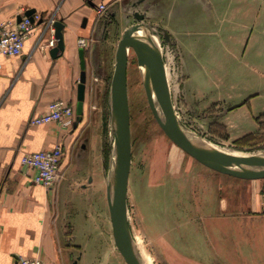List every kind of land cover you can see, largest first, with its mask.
<instances>
[{
  "label": "crops",
  "instance_id": "crops-1",
  "mask_svg": "<svg viewBox=\"0 0 264 264\" xmlns=\"http://www.w3.org/2000/svg\"><path fill=\"white\" fill-rule=\"evenodd\" d=\"M97 2L107 5L103 15L95 9ZM194 3L193 0H0L1 20H13L28 9H34L44 19L25 40L21 54L0 57V264H15L20 256L36 255L45 264L86 261L88 244L80 238L76 219L93 223L91 202L101 201L100 171L94 159L96 136L95 133L86 136V120L90 76L96 74L98 64L104 60L102 47L116 33L122 35L127 26L138 22L137 12L143 14V22L156 24L176 39L181 32L177 23L198 24ZM52 19L64 24V49L57 57H52L51 47L46 46L52 36L47 20ZM184 33L189 35L191 31ZM82 37L87 40L84 120L76 113L74 123L69 126L57 122L31 124L30 118L45 112L49 102L56 99L67 100L76 110L81 73L78 40ZM200 67L189 70L190 77L184 85L192 99L208 86L207 72ZM197 74L203 77L198 80ZM213 99L227 105L224 121L237 128L239 135L258 129L264 122V117L256 121L264 109L255 114L249 98L233 104L222 97ZM240 112L254 120V128L240 124ZM57 142L64 149L61 177L52 187H46L34 182L36 171L23 165L20 159L24 152L49 148ZM237 178L233 182L238 188L220 197L218 213L222 215L196 211L195 217L177 221L172 243L164 236L158 237L170 264H264V178ZM94 235L93 229L91 237ZM97 260L102 264L100 253Z\"/></svg>",
  "mask_w": 264,
  "mask_h": 264
},
{
  "label": "rangeland",
  "instance_id": "rangeland-1",
  "mask_svg": "<svg viewBox=\"0 0 264 264\" xmlns=\"http://www.w3.org/2000/svg\"><path fill=\"white\" fill-rule=\"evenodd\" d=\"M193 3L198 24L177 23L181 32L176 39L149 22L154 37L160 39L159 51L175 108L195 139L201 137L221 146L229 156L262 153L264 122L258 129L239 135L237 128L224 121L227 105L213 98L222 97L230 104L249 98L255 114L264 109V0H193ZM186 30L191 34L185 35ZM121 36L116 33L102 47L104 60L98 64L96 74L90 76L86 136L93 133L96 136L94 159L100 171L101 201L91 202L93 223L76 219L80 238L88 244L86 261L81 264H99V253L102 264H127L114 241L107 200L115 155L111 81ZM198 65L207 72L208 86L192 99L184 85L190 77L189 70ZM139 68L136 51L131 46L127 68L132 149L127 234L133 249L151 264H170L158 237L164 236L172 243L177 221L195 217L196 211L222 215L218 213L220 197L238 188L233 182L238 178L204 165L167 136L152 111ZM202 74L195 78L201 79ZM148 94L164 120L159 102ZM240 118L243 127L254 128V120L244 112H240Z\"/></svg>",
  "mask_w": 264,
  "mask_h": 264
},
{
  "label": "water",
  "instance_id": "water-1",
  "mask_svg": "<svg viewBox=\"0 0 264 264\" xmlns=\"http://www.w3.org/2000/svg\"><path fill=\"white\" fill-rule=\"evenodd\" d=\"M34 12V9H28L25 14L31 15ZM136 17L139 21L125 28L118 42L115 54V67L111 81V110L115 124V155L113 176L107 186V200L114 241L127 264H142L130 244L127 234L129 232L127 194L132 158L127 68L131 46L136 51L138 65L141 67L143 75L157 95L165 119L162 120L156 112L145 82L152 111L161 128L174 143L199 162L216 171L246 179L264 178V168H262L264 167L263 154L255 153L249 156L221 155L193 142L189 138L185 130L186 127L175 108L165 73V64L160 51L150 39H143L141 36L135 34L141 27H144L150 33V25L142 21L143 14L137 12ZM18 19H20V16H18ZM53 26L57 42L56 45L51 47L50 54L52 57H57L59 52L64 49L62 32L64 24L60 20H55ZM148 50L155 53L158 67H155L148 57ZM79 56L81 59V73L77 86L76 113L81 118L84 114L87 80L83 47L79 48ZM242 165L252 168H236ZM253 167L257 168L254 169Z\"/></svg>",
  "mask_w": 264,
  "mask_h": 264
},
{
  "label": "built area",
  "instance_id": "built-area-1",
  "mask_svg": "<svg viewBox=\"0 0 264 264\" xmlns=\"http://www.w3.org/2000/svg\"><path fill=\"white\" fill-rule=\"evenodd\" d=\"M95 9L99 15H103L107 9L104 2H97ZM44 21L40 13L34 12L31 15L22 13L20 19L13 20L0 19V57L14 56L21 54L25 40L32 33L35 26ZM55 20H47L52 27V36L47 41L46 46L53 47L56 45L55 28L53 22ZM80 47H85L87 40L79 38ZM77 117L75 106L64 99H56L49 102L47 110L41 114L30 118L31 124H46L57 122L61 126H69L74 123ZM64 155L63 144L57 142L52 147L44 148L36 151L24 152L21 156V163L36 171L33 180L46 187H52L57 180L60 179V164ZM15 264H45L40 256H20Z\"/></svg>",
  "mask_w": 264,
  "mask_h": 264
},
{
  "label": "bare ground",
  "instance_id": "bare-ground-1",
  "mask_svg": "<svg viewBox=\"0 0 264 264\" xmlns=\"http://www.w3.org/2000/svg\"><path fill=\"white\" fill-rule=\"evenodd\" d=\"M135 34L141 36V38H143V39H150L153 42V44L157 47V49L159 50V47H160V39L158 37H154L153 30L151 28H150V33H149V32H147V30L144 27H141ZM147 55L150 58V60L153 62V64L155 65V67H158V63L156 61V55H155V53H153L152 51L148 50L147 51ZM139 69H141V67ZM141 74L143 76L144 82H146V86H147L148 92L150 94H152V100L153 101H158L157 95H156L154 89L152 88V86L149 84V82L146 80L145 76L143 75L142 69H141ZM158 111H159V109H158ZM185 130H186L187 135L189 136V138L193 142H195V143H197V144H199V145H201V146H203V147H205L207 149H210V150H212V151H214V152H216L218 154L229 156V152L225 148H223L221 146L214 145V144H212V143H210L208 141H205L201 137H197L195 139L193 137V135L191 134V131L189 129L186 128ZM256 154H263L264 155V152H262V153H256ZM236 168H238V169H243V168L244 169H250L252 167L246 166V165H242V166H239V167H236ZM253 168L256 169L257 167H253ZM135 253L137 254V256H138V258H139V260L141 261L142 264H151L149 261H147V259L145 258L144 255H142V254H140V253H138L136 251H135Z\"/></svg>",
  "mask_w": 264,
  "mask_h": 264
},
{
  "label": "trees",
  "instance_id": "trees-1",
  "mask_svg": "<svg viewBox=\"0 0 264 264\" xmlns=\"http://www.w3.org/2000/svg\"><path fill=\"white\" fill-rule=\"evenodd\" d=\"M259 117H260V118L264 117V114H261ZM259 117H258V118H259ZM248 136H251V135H248Z\"/></svg>",
  "mask_w": 264,
  "mask_h": 264
}]
</instances>
